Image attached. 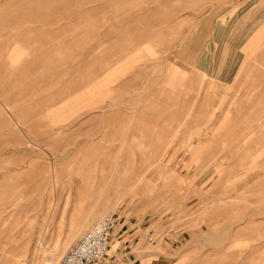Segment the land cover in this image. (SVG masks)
<instances>
[{
	"label": "rangeland",
	"instance_id": "obj_1",
	"mask_svg": "<svg viewBox=\"0 0 264 264\" xmlns=\"http://www.w3.org/2000/svg\"><path fill=\"white\" fill-rule=\"evenodd\" d=\"M1 3L0 264H56L122 206L182 222L170 264H264V28L222 82L142 4Z\"/></svg>",
	"mask_w": 264,
	"mask_h": 264
},
{
	"label": "crops",
	"instance_id": "obj_2",
	"mask_svg": "<svg viewBox=\"0 0 264 264\" xmlns=\"http://www.w3.org/2000/svg\"><path fill=\"white\" fill-rule=\"evenodd\" d=\"M120 1L142 4L143 13L136 15V21L155 26L157 22L166 34L167 28L174 27L171 41L158 42L175 43L177 61L222 82L236 76L254 37L264 28V0H116L112 6L119 8ZM255 149L242 160L256 154ZM113 214L116 222L100 264H170L177 246L189 234L181 221L172 225L166 217L157 219L131 206H122Z\"/></svg>",
	"mask_w": 264,
	"mask_h": 264
},
{
	"label": "built area",
	"instance_id": "obj_3",
	"mask_svg": "<svg viewBox=\"0 0 264 264\" xmlns=\"http://www.w3.org/2000/svg\"><path fill=\"white\" fill-rule=\"evenodd\" d=\"M116 220L113 214L103 215L66 250L56 264H100L109 246V231Z\"/></svg>",
	"mask_w": 264,
	"mask_h": 264
},
{
	"label": "bare ground",
	"instance_id": "obj_4",
	"mask_svg": "<svg viewBox=\"0 0 264 264\" xmlns=\"http://www.w3.org/2000/svg\"><path fill=\"white\" fill-rule=\"evenodd\" d=\"M111 214H113V213H111ZM113 216H114V214H113Z\"/></svg>",
	"mask_w": 264,
	"mask_h": 264
}]
</instances>
